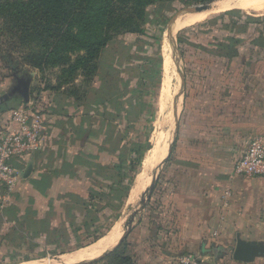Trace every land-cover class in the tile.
<instances>
[{"label": "crops", "instance_id": "1", "mask_svg": "<svg viewBox=\"0 0 264 264\" xmlns=\"http://www.w3.org/2000/svg\"><path fill=\"white\" fill-rule=\"evenodd\" d=\"M222 24L212 18L206 23L208 38H186L191 52L185 56L188 68L171 150L126 240L133 264H180L182 256L201 264H264V256L250 263L231 256L237 235L264 244V179L231 172L251 140L264 142V19L241 16L235 25ZM111 90V85H93L83 103L64 92L41 95L47 140L16 164L22 172L18 188L7 195L0 187V253L19 254L36 245L35 251L48 255L0 264H94L116 248L99 258L85 257L119 219L104 235L72 247L94 235L107 217L106 207L90 215L83 203L127 171L137 143L134 102L122 89ZM141 172L140 166L133 182ZM45 238L58 244H46ZM219 247L230 251L216 258Z\"/></svg>", "mask_w": 264, "mask_h": 264}, {"label": "rangeland", "instance_id": "2", "mask_svg": "<svg viewBox=\"0 0 264 264\" xmlns=\"http://www.w3.org/2000/svg\"><path fill=\"white\" fill-rule=\"evenodd\" d=\"M206 1L171 0L151 6L147 9L145 21L140 27L144 30L143 34L118 35L100 51L95 60L87 63L85 66H81L73 73L72 78H69V69L72 66H77V58L79 56L72 55L68 61H64L62 64H49L39 68L33 67L25 61V58L28 56H24L23 50L20 47L13 46L7 36L1 35L0 55L6 56L8 61L0 58V93H8L11 90L15 85V75L23 78L32 77L29 88L30 101L36 95L43 96L44 91H55L64 92L65 95L68 93L67 97L72 98L74 101L80 97L76 102L83 103L90 89L92 90L93 85L98 86L99 83L102 86L111 85V91L114 92L117 91L118 87L120 90L122 89V94H126L125 97L134 102L133 113L136 112L137 123L134 126L136 131L133 137L137 140L140 150H146L143 157H149L154 152L156 153L158 150L163 149V155L166 158L172 138H174L176 121L181 112L184 78L188 68L185 56H190L191 52L189 46L178 43L177 37L181 33L180 31L177 30L178 32L176 31L172 37L171 35L169 37L170 20L179 15L180 10L198 6ZM234 1L235 7L232 8L235 9H232V11L238 12L235 14H239L245 18L248 16L255 18L264 17V6L261 2L259 4L256 2L253 4L254 6L250 5L253 7H248L247 5L246 7L247 0H244L245 2L243 0ZM215 16L211 15L207 20V16H204L197 21L200 24L191 26L197 23L195 22L188 25L191 26V29L184 32L182 37L197 41L208 38L207 36H210V33H205L206 23ZM166 43L171 45L175 53V57H172L169 65L165 60ZM170 53L167 52L166 55H170ZM161 54L164 59L163 64ZM15 62H18L17 69L11 67ZM92 64L96 66L95 73L92 72ZM59 85L61 86L60 88ZM72 91L74 95L70 93ZM41 103L42 98L40 100V107ZM161 103L164 104L163 107H160ZM22 104V99L17 95L7 101H0V118L4 113L7 114L10 110L16 109ZM176 108L178 110L175 113ZM159 161L158 158L157 163ZM157 163L154 160V163L147 166L146 170H142L138 181L135 180L133 182L126 204L124 200L119 210H117L116 206H112V209L105 206L109 211H105L107 217L99 225V232L109 230L122 217V221H124L122 222V228L123 230L125 229V222L139 208V201L146 191L147 174L157 166ZM160 170L157 172L158 178L161 173ZM140 214L135 218L134 223L137 222ZM122 233L121 229L120 237ZM111 234L112 232L108 236H111ZM86 239L84 238L83 241ZM11 259H14V261ZM8 262H22L20 254L1 252L0 263ZM209 262L211 261L209 260ZM47 263L48 261H45L44 264ZM101 264H108V261H104Z\"/></svg>", "mask_w": 264, "mask_h": 264}, {"label": "trees", "instance_id": "3", "mask_svg": "<svg viewBox=\"0 0 264 264\" xmlns=\"http://www.w3.org/2000/svg\"><path fill=\"white\" fill-rule=\"evenodd\" d=\"M169 1L171 0H0V36H7L13 46L20 47L24 56H28L25 61L33 67L62 64L72 55L79 56L77 66L69 69V78H72L73 73L95 60L100 51L118 35L143 34L144 30L140 27L145 21L147 9ZM235 13L238 12L231 10L220 13L213 20L223 22V27H226L227 23L235 25L241 18V15ZM225 18L229 19L227 23ZM246 19L257 22L262 21L264 17L248 16ZM190 29L191 27L180 30L181 33L177 37L179 44L188 43L182 36ZM233 40L232 43H235ZM0 58L8 61L4 55H0ZM11 67L17 69L18 62ZM91 68L95 73L96 66L92 64ZM70 93L74 95L73 91ZM79 99L80 97L76 101ZM138 145L132 144L133 155L129 158L127 171H121L116 178H110V181H113L111 186L102 188L97 195L89 194L88 200L83 203L88 214H98L105 206L111 209L116 206L117 210L121 208L146 153V150H140ZM92 220L90 218L91 223ZM86 226L89 228V224ZM98 227L94 235L85 237L86 240L72 247H80L104 235L106 231L99 232ZM126 240L94 264L104 261H108V264H133L132 258L127 254ZM45 243L58 244L56 238H45ZM36 248L37 246L33 245L20 252L22 261L48 255L47 252L35 251Z\"/></svg>", "mask_w": 264, "mask_h": 264}, {"label": "built area", "instance_id": "4", "mask_svg": "<svg viewBox=\"0 0 264 264\" xmlns=\"http://www.w3.org/2000/svg\"><path fill=\"white\" fill-rule=\"evenodd\" d=\"M40 96L24 102L0 118V187L9 195L19 186L22 172L16 164L28 159L41 149L47 140V129L41 113ZM234 176L264 179V142L251 140L246 149L231 165ZM230 192L226 191L225 196ZM180 264H199L187 256L178 259Z\"/></svg>", "mask_w": 264, "mask_h": 264}, {"label": "water", "instance_id": "5", "mask_svg": "<svg viewBox=\"0 0 264 264\" xmlns=\"http://www.w3.org/2000/svg\"><path fill=\"white\" fill-rule=\"evenodd\" d=\"M214 1L215 0H207L206 2H204L198 6L182 9L179 11L178 14L179 15H185V14L202 12V11L206 10L207 7L209 5H211ZM171 22H172V20H170V23ZM14 79H15V85L11 88V90L8 93H5V92L0 93V97H1L0 101H2V102L7 101L8 99L17 95L22 99L23 102H28V100H29V88H30V85L32 82V77L23 78V77H17L15 75ZM170 150H171V146L169 148L168 154H169ZM165 160L162 164L155 166V168L149 174V177H148V179L150 180L149 186H148V188H146V191L143 194L142 199L140 200V204H139L140 208H141V205L143 208V206L145 205V202L149 198V195L152 191L153 185H154L155 180H156L157 171L165 163ZM30 171H31V167H29L26 170L24 177L27 176ZM140 208L135 210L131 214V216L128 218V220L125 222V224H124L125 229L123 230V233H122V235H121L120 239L118 240L115 247L122 244L126 240L128 235L130 234L134 220H135V217L137 216L139 211L142 209V208L141 209ZM229 249L225 250L224 248H221V247L215 248V254L214 255L217 258L222 253H225L226 251H230ZM231 256H232V259L236 262H242V263L253 262L256 258L264 256V244L261 242H256V241H246V240H243L240 237V235H237L235 245L231 251Z\"/></svg>", "mask_w": 264, "mask_h": 264}, {"label": "bare ground", "instance_id": "6", "mask_svg": "<svg viewBox=\"0 0 264 264\" xmlns=\"http://www.w3.org/2000/svg\"><path fill=\"white\" fill-rule=\"evenodd\" d=\"M256 2H257V4H259V2H261L263 4V6H264V0H247L245 6L247 5L248 7H253L254 6L253 4H255ZM234 3H235L234 0H215L211 5H209L207 7L206 10H204L202 12L175 16L173 18L172 22L169 25V29H168L169 37H170V35L172 37V35L177 30H179V29L181 30V28H183L185 26H188V25H191V24L199 21L204 16H207V15L212 14V13L222 12V11L228 10L229 8L235 7ZM250 5H253V6H250ZM166 48H167L166 54H167V52H171L170 55H166L164 53L165 54V60L167 61V64L169 65L170 60L172 59V57H175V53H174L173 48L171 47V45H169V43H166ZM163 103H164V101H163ZM163 103L160 104V107L164 106ZM173 109H174V107H173ZM177 110H178V108H176L175 113L177 112ZM169 141H171V140H169ZM154 153H153V155H151L149 157H146V156L144 157V159L142 161V164H141L142 170H146L147 166L151 165V163H154V160L157 163L158 158H159L160 161H159V163H157V165L162 163V160L164 159V155H163L164 150L161 149V150H158L155 154ZM152 170L153 169H151V171ZM151 171L149 172V174L151 173ZM149 174H147L148 177H149ZM147 181L148 182L146 184L145 189L148 188L150 180L147 179ZM122 220H123V217L120 218L117 221V223L114 225L113 232H112L111 236H108V238H104V239L98 241L96 244L93 245V247L90 249L89 253H87V255H85V257L87 259H92L94 257H98L99 255L101 256V254H103V252L106 251L107 248H110L109 250H111V249H113L116 246L118 240L120 239L121 229L123 231L122 222H124V221H122ZM109 250H107V251H109ZM57 264H64V263H57Z\"/></svg>", "mask_w": 264, "mask_h": 264}]
</instances>
